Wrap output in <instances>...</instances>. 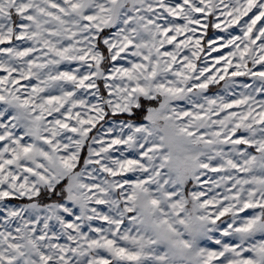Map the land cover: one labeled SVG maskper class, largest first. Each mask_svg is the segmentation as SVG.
I'll use <instances>...</instances> for the list:
<instances>
[{
	"label": "snow or ice",
	"instance_id": "obj_1",
	"mask_svg": "<svg viewBox=\"0 0 264 264\" xmlns=\"http://www.w3.org/2000/svg\"><path fill=\"white\" fill-rule=\"evenodd\" d=\"M0 264H264V0H0Z\"/></svg>",
	"mask_w": 264,
	"mask_h": 264
}]
</instances>
